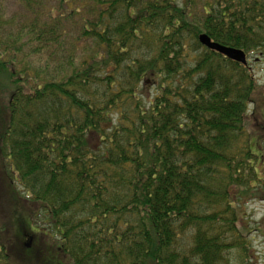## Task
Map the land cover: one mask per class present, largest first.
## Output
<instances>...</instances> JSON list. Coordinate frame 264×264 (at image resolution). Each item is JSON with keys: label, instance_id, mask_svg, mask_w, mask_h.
<instances>
[{"label": "trees", "instance_id": "16d2710c", "mask_svg": "<svg viewBox=\"0 0 264 264\" xmlns=\"http://www.w3.org/2000/svg\"><path fill=\"white\" fill-rule=\"evenodd\" d=\"M44 1L0 0V264L248 258L256 82L199 37L264 51V0Z\"/></svg>", "mask_w": 264, "mask_h": 264}, {"label": "rangeland", "instance_id": "374dc122", "mask_svg": "<svg viewBox=\"0 0 264 264\" xmlns=\"http://www.w3.org/2000/svg\"><path fill=\"white\" fill-rule=\"evenodd\" d=\"M26 1L1 0L2 13L9 24L6 31L9 29L13 31V28L33 18L32 9L28 7ZM31 1L32 4L38 5L40 2H45L44 0ZM37 11H43L42 7H37ZM248 59L256 82L253 102L249 105L248 114L249 117L256 115L255 120L251 121L252 126L250 124V130L254 132L258 140L254 149L256 154L254 165L259 170V177L264 179V51L257 50ZM239 210L244 220L245 239L250 245V255L241 261L242 256L239 250L232 249L228 253L231 264H264V197L244 199L240 204ZM28 233L25 235V242L29 241V237L32 234L31 232Z\"/></svg>", "mask_w": 264, "mask_h": 264}, {"label": "water", "instance_id": "95a60500", "mask_svg": "<svg viewBox=\"0 0 264 264\" xmlns=\"http://www.w3.org/2000/svg\"><path fill=\"white\" fill-rule=\"evenodd\" d=\"M199 40L203 45L207 46L208 48L218 51L226 57L238 61L242 64H247V56L242 49L217 43L213 41L206 33H202L199 37ZM30 245L31 241L27 244V246L29 247Z\"/></svg>", "mask_w": 264, "mask_h": 264}]
</instances>
